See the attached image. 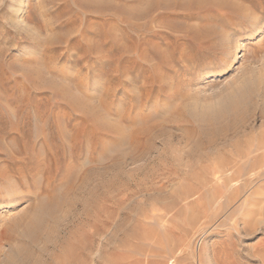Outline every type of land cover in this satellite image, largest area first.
<instances>
[{"label":"rangeland","instance_id":"1","mask_svg":"<svg viewBox=\"0 0 264 264\" xmlns=\"http://www.w3.org/2000/svg\"><path fill=\"white\" fill-rule=\"evenodd\" d=\"M263 87L264 0H0V264H264Z\"/></svg>","mask_w":264,"mask_h":264},{"label":"bare ground","instance_id":"2","mask_svg":"<svg viewBox=\"0 0 264 264\" xmlns=\"http://www.w3.org/2000/svg\"><path fill=\"white\" fill-rule=\"evenodd\" d=\"M20 9H21V5H19V7H18V10H17V13H18V11H20ZM172 24V23H171ZM145 25V24H144ZM173 25V24H172ZM172 25H171V27H172ZM174 26H175V23H174ZM147 28V27H146ZM148 28H150V27H148ZM175 28H177L176 26H175ZM177 29H179V28H177ZM200 29V28H199ZM262 29H263V25H262V22L260 21V20H257V21H255L254 22V24L252 25V27L246 32V35H245V39H253V38H256L260 33H261V31H262ZM174 31V30H173ZM175 31H176V29H175ZM174 31V32H175ZM152 32V31H151ZM173 33V32H172ZM139 34V33H138ZM168 34H170L169 33V31H168ZM168 34H165V35H168ZM163 35H164V33H163ZM162 35V36H163ZM171 35V34H170ZM173 35V34H172ZM172 37V36H171ZM177 37V36H176ZM167 38V37H166ZM173 38V37H172ZM123 41V40H122ZM170 43V42H169ZM166 45H168V43L166 42ZM239 49H240V42L239 43H237L234 47H233V49L231 50V52H230V55H229V58H231L232 59V61L233 60H235L236 58H237V56H238V54H239ZM150 50V49H149ZM144 51V50H143ZM146 57V56H145ZM126 63V62H125ZM162 64V63H161ZM183 66H185V63L182 65V67ZM140 69V68H139ZM149 72V71H148ZM146 74V73H145ZM148 79H149V76H148ZM200 81H199V83H205V82H208L209 80H211V76L209 75V74H203L200 78ZM144 80V79H143ZM147 83H148V81H147ZM143 84V83H142ZM145 85V84H144ZM254 98H255V100H254V109H255V111H257V112H259V114H258V117H263L264 116V109H263V106H262V104H261V102H264V87L262 88V91H257L256 93H255V95H254ZM253 98V99H254ZM253 103V102H252ZM258 103H260V105L262 106L261 108H262V110H259L258 108H257V104ZM253 105V104H252ZM264 105V104H263ZM134 107H133V105H131L130 106V108L128 109L129 111L125 114L124 113V116L122 117V118H126L127 116H129V114L134 110L133 109ZM254 111V110H253ZM252 111V112H253ZM253 114V113H252ZM69 129V128H68ZM45 145V144H44ZM253 152H255V153H257V155L256 156H254V157H251V156H249L250 154H252ZM244 159H246L247 161H249L253 166H255V167H260V168H264V131H263V133H261L260 135H259V138H258V140L256 141V143H255V145H254V147H253V149H249V148H247V150L246 151H243V152H236L235 154H232V158H231V162H233V167L238 163L237 161H242V160H244ZM66 166H68L67 164L65 165V167ZM260 168H258L259 169V171H257V173H259L260 172ZM233 173V172H232ZM230 174L229 175V177H231L232 178V176H233V174ZM234 173H236V171H234ZM3 174V173H2ZM235 175V174H234ZM39 176V175H38ZM19 177V176H18ZM14 179V178H13ZM12 183V182H11ZM25 185V184H24ZM39 200V199H38ZM32 219H33V216H32ZM31 219V220H32ZM33 224V223H32ZM34 224H36V223H34ZM32 226H34V225H32ZM35 227V226H34ZM31 228V227H30ZM30 230V229H29ZM39 232V231H38ZM30 233V232H29ZM40 234H42V233H39V234H37L38 236L40 235ZM43 235V234H42ZM41 235V236H42ZM43 237H44V235H43ZM38 239H40V238H38Z\"/></svg>","mask_w":264,"mask_h":264}]
</instances>
